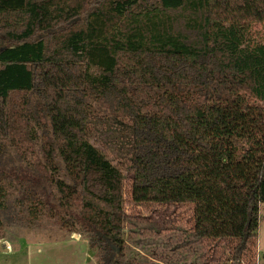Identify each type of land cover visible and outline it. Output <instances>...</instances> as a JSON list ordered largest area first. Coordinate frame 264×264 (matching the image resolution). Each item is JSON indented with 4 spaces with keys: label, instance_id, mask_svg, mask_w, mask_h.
Wrapping results in <instances>:
<instances>
[{
    "label": "trees",
    "instance_id": "1",
    "mask_svg": "<svg viewBox=\"0 0 264 264\" xmlns=\"http://www.w3.org/2000/svg\"><path fill=\"white\" fill-rule=\"evenodd\" d=\"M264 0H0V236L50 221L125 260L124 178L87 118L133 120L135 203L192 202L241 264L264 202ZM261 264V263H259Z\"/></svg>",
    "mask_w": 264,
    "mask_h": 264
},
{
    "label": "rangeland",
    "instance_id": "2",
    "mask_svg": "<svg viewBox=\"0 0 264 264\" xmlns=\"http://www.w3.org/2000/svg\"><path fill=\"white\" fill-rule=\"evenodd\" d=\"M86 138L120 169L124 178L122 256L125 260L147 264H229L233 239L196 237L192 202L132 200L133 120L130 117L90 115L86 120ZM3 226L0 264H100L99 250L89 247L83 235L71 233L54 222ZM254 239L257 241L248 240L242 252V264H255L254 256H260L259 263L264 264V202L260 204L259 227Z\"/></svg>",
    "mask_w": 264,
    "mask_h": 264
},
{
    "label": "crops",
    "instance_id": "3",
    "mask_svg": "<svg viewBox=\"0 0 264 264\" xmlns=\"http://www.w3.org/2000/svg\"><path fill=\"white\" fill-rule=\"evenodd\" d=\"M254 238H256V237H254ZM253 238V240H255ZM252 240V239H251ZM257 240H255L254 242H256ZM254 258H255V264H259V262H260V260H261V258H260V256H254ZM169 261H171V260H169ZM169 261H167V262H169ZM242 262H241V264L244 262V256H243V258H242V260H241ZM262 263V262H261ZM164 264H167V263H164Z\"/></svg>",
    "mask_w": 264,
    "mask_h": 264
},
{
    "label": "bare ground",
    "instance_id": "4",
    "mask_svg": "<svg viewBox=\"0 0 264 264\" xmlns=\"http://www.w3.org/2000/svg\"><path fill=\"white\" fill-rule=\"evenodd\" d=\"M224 260H227V257H225Z\"/></svg>",
    "mask_w": 264,
    "mask_h": 264
},
{
    "label": "water",
    "instance_id": "5",
    "mask_svg": "<svg viewBox=\"0 0 264 264\" xmlns=\"http://www.w3.org/2000/svg\"><path fill=\"white\" fill-rule=\"evenodd\" d=\"M0 251H3V250L0 249Z\"/></svg>",
    "mask_w": 264,
    "mask_h": 264
}]
</instances>
